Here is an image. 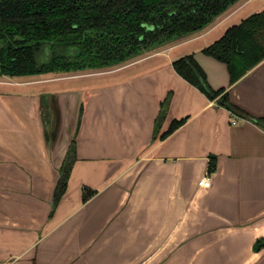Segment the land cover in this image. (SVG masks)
Instances as JSON below:
<instances>
[{
	"label": "crops",
	"instance_id": "crops-1",
	"mask_svg": "<svg viewBox=\"0 0 264 264\" xmlns=\"http://www.w3.org/2000/svg\"><path fill=\"white\" fill-rule=\"evenodd\" d=\"M263 8L264 0H240L201 30L99 71L119 76L98 85L0 90V264H264V126L207 98L172 67L192 54L213 89L264 118V59L230 84L225 63L202 52ZM51 76L12 83L64 77ZM72 140L66 188L49 216ZM205 175L207 188L198 184ZM83 188L94 191L85 201Z\"/></svg>",
	"mask_w": 264,
	"mask_h": 264
},
{
	"label": "trees",
	"instance_id": "trees-1",
	"mask_svg": "<svg viewBox=\"0 0 264 264\" xmlns=\"http://www.w3.org/2000/svg\"><path fill=\"white\" fill-rule=\"evenodd\" d=\"M235 1L237 0H0V31L4 30L10 36H19L25 42L2 59L11 66L3 71L13 73L16 66L17 74L48 73L58 66L68 68L67 65H73L75 70L94 71L93 69L108 66L110 61L124 63L131 55L154 43L201 30ZM43 47L48 52H42L44 58L40 62L37 55ZM69 47L75 48L76 52L70 53ZM202 52L225 63L229 82L234 83L264 59V8L228 27ZM71 59L74 64H68ZM14 63L16 65H12ZM20 65H25L27 69L22 71L19 69ZM172 67L207 98L216 99L219 105L231 113L264 126V118L253 117L234 105L225 88L213 89L192 54L174 59ZM170 97L169 92L161 102L154 121L153 138L165 118ZM80 110L82 112V107ZM184 121V118L173 120L160 137L167 136ZM74 145L75 141L72 140L67 156L59 168L49 216L65 191ZM213 168L211 156L208 172ZM93 193V190L83 188L82 200L85 201ZM258 244L259 242L255 244L256 248Z\"/></svg>",
	"mask_w": 264,
	"mask_h": 264
},
{
	"label": "rangeland",
	"instance_id": "rangeland-1",
	"mask_svg": "<svg viewBox=\"0 0 264 264\" xmlns=\"http://www.w3.org/2000/svg\"><path fill=\"white\" fill-rule=\"evenodd\" d=\"M253 6H254L253 4L250 5V7H253ZM244 11H245V9L241 10V12H244ZM238 14L239 13H236L234 15V17L229 19V21L226 22L225 24H228L229 22H230V24L231 23H235L236 19L238 18L237 17ZM225 24H224V26H225ZM134 57H136V54L131 55L130 59H133ZM107 64H109V65L106 66V67L102 66L100 68L93 69L95 72L93 74H90V75L74 76V74H77V72H78L77 70H75V72H72V74H71L72 76L68 75V76H64L65 78L64 77H59V78L53 79V80H44V81H41V82H38V83H31L30 85H22V86H20V83H18V84L12 83V81H22V80H26V78H29V77L13 78V79L0 78V80H5V81L9 82V83H1L0 82V90L5 89V90H9V91H14V92L15 91H19L20 92L21 90H29V91L30 90L31 91H36V90H44L45 91V90H54V89L65 90V89L75 88V87H82V86H89V85H98V84H100L102 82L116 79L115 77L119 76L118 74H112V75L111 74L110 75L107 74L106 75V74H103L102 72H99V71H103V69L113 68L114 66H118V65L122 64V62L118 61L116 63H113V62L110 61ZM65 74H67V73H65ZM51 75H53V74H51ZM51 75L50 74H42V75L33 76V77H37V78L43 79V78H51L52 77ZM54 75L55 76L56 75L57 76H63V75H59V74H56V73ZM3 175H4L3 172L0 173V180L3 179ZM14 175L19 177V176H22L23 174L14 173ZM26 175H28V174H25L22 177H25ZM58 176H59V174H58ZM18 191L19 190H9V191H7V192H9L8 196H11V198H12V196L16 197V199L20 198L21 195L18 194L19 193ZM42 193H43V190H41V189H29L27 195L28 196H30V195L31 196H38L39 194H42ZM0 200L3 201L2 198H0ZM1 207H2V204H0V211L4 212L3 209H1ZM18 211H14V212H18Z\"/></svg>",
	"mask_w": 264,
	"mask_h": 264
},
{
	"label": "flooded vegetation",
	"instance_id": "flooded-vegetation-1",
	"mask_svg": "<svg viewBox=\"0 0 264 264\" xmlns=\"http://www.w3.org/2000/svg\"><path fill=\"white\" fill-rule=\"evenodd\" d=\"M89 39H91V38H89ZM96 43H98V42L96 41ZM24 44H25V42H23V40H22L21 37L16 36V35L10 36L4 30H1L0 31V78L13 79L15 77L16 78H22V77H27V76H39V75H42V74H50V75L53 74L54 75L55 73L56 74H59V75H63V76H68V75H71L72 72H75V69L76 68L73 67V65H67L68 68H66V67L63 68L61 66H58V67H55L54 70H52L51 72H48V73H29V74L22 73V74H17L16 73V69H17L16 66L14 68L15 70L12 71L13 73L4 72L3 71L4 69L11 68V66L10 65H7V63H5L4 61H2V59L5 56H7L10 51L15 50V49H18L19 47L23 46ZM144 49H146V48H144ZM65 50L67 51V48H65ZM68 50H69L70 53H75L76 52V49L75 48H72V47H69ZM45 51L48 52V49L46 50V47H43L42 50H41V52L39 51L40 54L37 55L38 56V60L40 62H43L44 56H43L42 52H45ZM46 54H48V53H46ZM69 62L71 64H74V60H72V59L68 61V64H69ZM12 65H16V63H14ZM19 69H21L22 71H24L27 68H26L25 65L24 66L22 65L21 67H19ZM77 71H78L77 72V74H78V73L88 72V71H91V70L85 69V70H82V71L81 70H77ZM65 73H67V74H65Z\"/></svg>",
	"mask_w": 264,
	"mask_h": 264
},
{
	"label": "water",
	"instance_id": "water-1",
	"mask_svg": "<svg viewBox=\"0 0 264 264\" xmlns=\"http://www.w3.org/2000/svg\"><path fill=\"white\" fill-rule=\"evenodd\" d=\"M238 1H240V0L235 1L233 4H235V3L238 2ZM231 6H232V5H231ZM231 6H229V7H231ZM229 7H228V8H229ZM222 13H223V12H222ZM222 13H220L219 15H221ZM219 15H217L216 17H218ZM216 17H215V18H216ZM215 18H214V19H215ZM148 28H151V27L149 26ZM189 34H191V32H190V33H186V34H182V35H175V36H173L171 39L166 40V41H164V42H162V43H154V44L150 45L149 47H147L146 49H142L140 52H138V53L136 54V56L141 55V54L144 53V52L151 51V50H153V49H155V48H158V47H160V46H162V45H165V44H167V43L173 42V41H175V40H177V39H179V38L185 37V36H187V35H189ZM27 77H33V76H27ZM15 78H16V77H15Z\"/></svg>",
	"mask_w": 264,
	"mask_h": 264
},
{
	"label": "built area",
	"instance_id": "built-area-1",
	"mask_svg": "<svg viewBox=\"0 0 264 264\" xmlns=\"http://www.w3.org/2000/svg\"><path fill=\"white\" fill-rule=\"evenodd\" d=\"M198 184H199V186H202L204 188L209 187V185H210V178H209V176L205 175L202 178H200L198 180Z\"/></svg>",
	"mask_w": 264,
	"mask_h": 264
}]
</instances>
